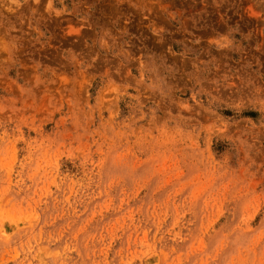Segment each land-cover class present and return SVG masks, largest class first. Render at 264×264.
Here are the masks:
<instances>
[{"label": "rangeland", "instance_id": "obj_1", "mask_svg": "<svg viewBox=\"0 0 264 264\" xmlns=\"http://www.w3.org/2000/svg\"><path fill=\"white\" fill-rule=\"evenodd\" d=\"M0 264H264V0H0Z\"/></svg>", "mask_w": 264, "mask_h": 264}]
</instances>
